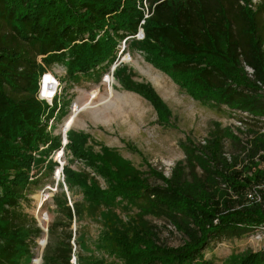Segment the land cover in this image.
Returning a JSON list of instances; mask_svg holds the SVG:
<instances>
[{
  "label": "trees",
  "instance_id": "16d2710c",
  "mask_svg": "<svg viewBox=\"0 0 264 264\" xmlns=\"http://www.w3.org/2000/svg\"><path fill=\"white\" fill-rule=\"evenodd\" d=\"M248 2L0 0V264H17L29 253L31 236L40 234L21 206L24 186L37 185L41 175L27 181L30 153L48 140L39 120L45 104L34 97L40 71L36 56L45 65L63 62L71 77L85 76L97 66L106 71L119 40L125 47H140L145 60L193 100L245 111L254 118L244 133L239 131L249 136L243 140L228 129L225 137L217 123L202 145L185 137L184 159L174 164L168 177L154 172L151 178L130 169L107 148L82 149L86 135L69 132L72 157L83 164L76 168L67 159L62 166L70 198L78 185L85 205L109 207L119 199L142 202L128 224L105 223L100 238L109 244L104 250L113 261L119 260L114 264H212L203 255L210 243L240 239L264 228V187H257L264 180V133L256 123L264 117V0L253 8ZM138 28L140 40L134 38ZM242 64L252 69L251 78ZM118 69L113 70L116 77ZM118 80L166 122L168 109L147 83ZM225 138L236 144L229 160L223 155ZM56 145L52 138L41 150L43 157ZM193 157L199 159L202 175L191 174L186 161ZM249 191L259 200L248 199ZM70 204L62 207L68 220L71 209L79 216L80 204L73 198ZM147 214L171 225L180 243H163L156 225L143 218ZM106 215L102 213L103 223ZM53 225H46L49 233ZM68 250L67 244L65 254L55 252L45 259L66 263ZM236 260L234 264H264V251H245Z\"/></svg>",
  "mask_w": 264,
  "mask_h": 264
},
{
  "label": "rangeland",
  "instance_id": "374dc122",
  "mask_svg": "<svg viewBox=\"0 0 264 264\" xmlns=\"http://www.w3.org/2000/svg\"><path fill=\"white\" fill-rule=\"evenodd\" d=\"M249 1L256 4L259 0ZM145 11L146 8H144ZM137 32L134 38L140 40L142 37ZM125 46L123 40L117 42L114 48V58L108 65V68L115 65V70L119 68L117 77L113 72L112 86L106 89L100 85L99 95L90 105L82 103L85 101L83 98L85 91L93 85H98L99 76L104 72H100V69L103 67L97 66L85 76L76 74L71 77L65 72L63 62L45 65L41 62L40 56H36V61L39 58L41 63L38 77L41 73L49 72L58 77L62 83L60 107L55 114L51 128L53 134L58 131L65 115H67L70 101L80 102L83 109L74 120L72 116L68 117L67 123H72V125L66 134L67 143L63 150L65 163L68 159L73 167L81 168L74 164L77 159L72 157L69 149L70 131L73 136L78 133L86 135L85 141L82 142V149L90 148L91 151L99 152L102 148H107L113 156L127 161L130 169L135 168L151 178L155 175L154 172L168 177L174 164L184 159V149L181 145L184 138L189 136L196 144H204L214 131L212 130L213 123L219 124L218 126L221 130L223 129L225 137H229L227 129L240 140L249 137L245 136L246 134L244 136L239 134V131L244 133L246 125L237 126L234 124L236 115H233L231 109L213 104L203 105L193 100L179 89L166 74L147 62L140 47L136 44L134 47ZM47 77L45 75V79ZM115 77L126 81L147 83L168 109L169 114L166 122L158 120L151 105L137 93L125 89ZM74 86L80 91L75 92ZM222 143L223 155L229 160V154H235L236 144L230 142L228 138H225ZM51 155V150H48L45 157L41 154V150L38 151L37 156L31 155L27 166V181H29L30 167L34 174L41 173V175L37 178V185L29 183L24 186L23 196L26 197V200H21V206L23 212L33 218L36 228L38 226L35 215L36 217L38 214L40 216L39 211L46 212V224L54 223L55 225L50 233L45 228V231L40 229L39 235L31 236L32 243L29 245V253L23 255L17 264H77L78 258V263L83 264H114V261L119 263L117 258H114L113 261L111 255L107 254V250H104V246H106L105 249H108L109 244L101 240L100 235L105 229V223H111L110 227H122L132 221V218L139 214L137 206H141L142 202L119 199L113 201L109 207L101 204L85 205L81 200L77 185L72 187L71 195L78 205L80 204L78 206L79 216L73 215L71 209V216L68 220L62 207L71 205L72 198H70L69 192L66 191L67 194L65 192L67 187L64 181V189L58 183L55 192H53L54 196L42 202L50 194L44 191L40 193V190L48 183L54 184L52 172L56 163L51 160ZM196 158L193 157L186 163H188L191 174L193 172L199 176L203 172L201 163ZM239 165L240 163L236 164V166ZM36 206H40V208L35 213ZM103 212L107 213L104 223ZM143 218L149 219L156 225L158 237L163 243L173 246L180 243V236L171 225L163 224L161 220L154 219L150 214L143 215ZM42 226L45 225L42 223ZM67 236L68 239H66ZM67 244L69 250L66 263L59 262L53 257L45 259L46 255L51 256L55 252L65 254ZM258 250L264 251V230L261 227L253 229L240 239L214 241L204 250L203 255L212 264H234L242 252Z\"/></svg>",
  "mask_w": 264,
  "mask_h": 264
},
{
  "label": "built area",
  "instance_id": "2783aa9c",
  "mask_svg": "<svg viewBox=\"0 0 264 264\" xmlns=\"http://www.w3.org/2000/svg\"><path fill=\"white\" fill-rule=\"evenodd\" d=\"M240 4H243V2L240 1ZM254 5H256V4L249 1L246 6L253 8ZM122 47H123V45H122ZM37 62L41 65V63L39 62V58H37ZM114 66L115 65H113V67H112V65H111L106 71H104L100 75L98 85H93V86L89 87L88 90L85 91V94L83 97V98H85V101L82 102L83 104L88 103L86 105H90L91 102L96 100V98L98 97L99 92H100V85L104 86L106 89H108L112 86V84L114 82V78H113ZM242 67L246 73V76L251 78L252 77V69L245 64H242ZM45 75L48 76L46 79H45ZM256 83L259 84L258 82H256ZM61 84L62 83L59 80V78L50 74L49 72L41 73V75L37 78L36 90L34 93L35 99L38 101H41L45 104V108L41 112V114L39 116V120L44 127V131H45L46 135L48 136V140L43 145L38 146L36 150L31 151L30 154L33 157L37 156L38 151L45 149L49 145L50 140L52 138H57V145L51 149V154H52L51 160L56 163V166L52 172V179L54 181V184L48 183V184L44 185V187L40 190V193L44 191V192H48L50 194V196L48 198L44 199L42 202L51 198L53 192H55V190H56V186L58 183H60L64 189L63 176H62V166H63V164H65V160H64L65 154H64L63 150H64V147L67 143L66 134L70 130L71 125H72V123L68 124L67 120H68V117H70V116H72L73 120H74L76 115L83 110L80 102H78L76 100L70 101L69 105H68L67 115H65L64 120L62 121L61 125L58 128V131L54 133L55 135L53 134V131H51V128H52L53 123H54L53 121L55 119V114L57 113V111L60 107V92H61V88H62ZM260 88L264 92V86H260ZM74 89H75V92L80 91L75 86H74ZM232 113H233V115H236V117L234 118L236 120V121H234V124H236L237 126H240V125L244 126L248 122L251 123L253 121V118H254V117H251V115L245 111L232 110ZM256 123L258 125L259 132L264 133V117H259L257 119ZM55 136H57V137H55ZM74 164H77V166L83 168V164L81 163L80 160H75ZM38 175L34 174L32 167H30V169L28 171L29 181L34 180ZM257 187H264V180ZM65 192H66V190H65ZM66 194H67V192H66ZM246 196L250 200L251 199L256 200V201L259 200L257 194L255 192H252V191H249ZM39 208H40V206L39 207L36 206L35 213L38 212ZM39 213H40V216H39V214L37 217L35 215V219L37 221V226H38L39 230L41 229L42 231H45V228L47 225L46 224L47 223L46 222L47 221L46 212L45 211L44 212L39 211ZM38 217H40L39 218L40 221H39ZM43 218H44V220H43ZM42 223L45 226H42ZM263 230H264V228H263Z\"/></svg>",
  "mask_w": 264,
  "mask_h": 264
},
{
  "label": "water",
  "instance_id": "95a60500",
  "mask_svg": "<svg viewBox=\"0 0 264 264\" xmlns=\"http://www.w3.org/2000/svg\"><path fill=\"white\" fill-rule=\"evenodd\" d=\"M137 34H138V35H140V36L142 37V31H141V29H140V28L138 29V32H137Z\"/></svg>",
  "mask_w": 264,
  "mask_h": 264
}]
</instances>
